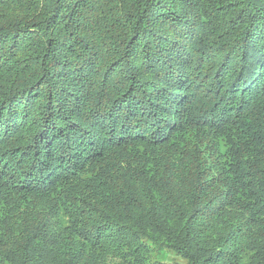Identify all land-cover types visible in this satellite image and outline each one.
I'll return each mask as SVG.
<instances>
[{"label":"trees","instance_id":"16d2710c","mask_svg":"<svg viewBox=\"0 0 264 264\" xmlns=\"http://www.w3.org/2000/svg\"><path fill=\"white\" fill-rule=\"evenodd\" d=\"M0 264H264V0H0Z\"/></svg>","mask_w":264,"mask_h":264},{"label":"rangeland","instance_id":"374dc122","mask_svg":"<svg viewBox=\"0 0 264 264\" xmlns=\"http://www.w3.org/2000/svg\"><path fill=\"white\" fill-rule=\"evenodd\" d=\"M163 257L168 262H174V261H180V262H182L180 258H178V257H176V256H174L172 254H167V255L166 254H163Z\"/></svg>","mask_w":264,"mask_h":264}]
</instances>
